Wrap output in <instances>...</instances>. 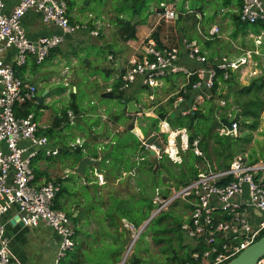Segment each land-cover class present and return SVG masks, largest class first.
I'll return each mask as SVG.
<instances>
[{
    "label": "built area",
    "instance_id": "1",
    "mask_svg": "<svg viewBox=\"0 0 264 264\" xmlns=\"http://www.w3.org/2000/svg\"><path fill=\"white\" fill-rule=\"evenodd\" d=\"M240 2L239 21L248 25L260 22L264 29L263 1ZM5 8V1L0 0V264H23L11 250L7 235L10 220L16 216L23 227L35 228L42 224L55 232L58 247L53 264H58L75 247L74 231L66 213L54 208L61 184L52 179L36 184L32 168L40 156L53 157L58 150L48 147V139L40 134L32 112L17 116L23 105L34 100L36 87L24 82L16 74V68L25 66L29 59L41 64L65 37L78 33L86 25L69 19L64 0H16L9 14ZM31 10L39 14L44 24L53 26L56 32L30 40L22 19ZM156 15L159 21L166 23L176 18L173 9L164 4H160ZM100 32L99 28H94L89 35L98 37ZM217 34L216 26L208 32L209 36ZM249 55L250 52L236 60L220 57L210 61L194 41L184 39L178 46L157 48L149 40L136 50L119 76L120 91L129 90L135 83L159 87L169 76L181 74L185 82L174 94L171 107L181 116L193 115L200 105L214 98L212 89L217 71H235L246 63L245 56ZM183 60L192 63L194 68L183 65ZM219 102L224 105L223 101ZM226 120L231 123V129L222 124L216 130L221 136L233 135L238 130L236 121ZM175 137H179L180 149L186 150V130H178ZM140 142L148 151L161 152L155 144ZM192 151L196 156L202 155L198 140L193 141ZM166 154L172 159L169 152ZM205 166L184 185L175 187L170 183L156 189L151 215L156 216L174 203L183 202L188 219L181 223L180 228L194 249H198L192 253V259L198 264H224L253 243L264 230V162L247 163L238 156L225 168ZM95 180L98 185L105 184L101 173L95 175ZM250 210L261 215L255 224L246 214ZM125 227L134 229L128 223ZM138 233L131 235L128 249ZM255 264H264V256Z\"/></svg>",
    "mask_w": 264,
    "mask_h": 264
},
{
    "label": "trees",
    "instance_id": "2",
    "mask_svg": "<svg viewBox=\"0 0 264 264\" xmlns=\"http://www.w3.org/2000/svg\"><path fill=\"white\" fill-rule=\"evenodd\" d=\"M66 1L68 7L72 8L73 1ZM240 8L241 2L237 12L232 13L235 27L242 26L241 31L251 28L255 33H258L259 29L263 28V24L258 22L248 25L240 22L238 16ZM139 12V10H134L130 20L118 19L122 41L135 38L137 24L132 25V15H139ZM213 16L205 17V22L212 20ZM101 37L103 35L99 36V38ZM224 75L227 77L224 78ZM238 76V73L230 69L227 71L218 70L212 89L214 98L200 105L193 115L181 116L178 113L174 118H170L169 109L166 106H160L155 109L156 117L141 119L143 124L140 128L145 136L149 132L158 133L161 121L168 122L174 130L185 129L187 131L188 150L181 154L180 163H172L163 151L159 157L151 156L137 137L131 133L132 125L130 124L122 131L117 132L106 145H103L100 153L95 146L88 147L84 152L81 148L70 151L65 146L59 149L55 157L64 154L70 160L71 170L83 156H88L96 160L99 172L113 180L118 179L120 184L125 183L132 190L136 189L133 194L121 195L119 191L111 188L105 194H97L99 189H96L95 185L91 189L95 195L89 197L86 185H80L74 193H68L70 197H74L75 201L73 210H70V208L64 209L63 205L58 202L59 197L63 193H67V189L62 185V180L57 179L61 188L54 200V208L65 212L69 220L72 221L74 241H76L73 250L67 253V260L64 264H120L130 239H128V229L120 228L114 215L126 221L134 229H138L150 217L154 209L152 200L155 190L170 184L164 182L165 180L161 177L163 173L167 174L166 181L173 180L172 184L178 187L194 179L199 171L197 165H206V160L210 159L211 155H215L217 160L222 155L226 156L224 165H217L218 167L225 168L230 164L234 154H223L224 150L231 149V146L243 137L219 135L216 128L222 125L221 119H226L230 114V120L238 123L240 133L245 129L254 131L258 128L261 113L264 111V70L251 78L248 85L239 84ZM119 85V80H116L113 85L114 92L116 89L118 91ZM117 96L121 97V93L118 92ZM216 97L220 99L216 100ZM230 97H232V101L229 102ZM220 100L224 102L223 106L219 105ZM172 101L173 99L171 103ZM32 108L31 103L23 105L18 110L17 116L31 113ZM119 117L124 120L128 119L124 110L122 116ZM160 135L166 143L168 134L160 133ZM249 138L243 140L249 142ZM194 140H198L201 156H196L192 151ZM45 159L50 160L51 158ZM244 161L253 163L257 160L248 162L244 159ZM165 165H174L177 170ZM155 167H160L162 170L155 171ZM160 179H162L161 183ZM105 187L107 185L103 188ZM88 198L91 202L93 201V204L90 202L89 208L86 205ZM175 204L171 206L173 207ZM76 211H78V215L74 217L73 214ZM175 215L171 211H165L151 218L135 243L132 253L123 264H198L192 259V253L198 249H194L192 242L186 239L180 228L181 221ZM82 220L84 222H81ZM91 221L99 228L93 233H89L85 229L86 226H91L89 225ZM263 235L264 230L258 238ZM147 237H149L150 243L145 240Z\"/></svg>",
    "mask_w": 264,
    "mask_h": 264
},
{
    "label": "crops",
    "instance_id": "3",
    "mask_svg": "<svg viewBox=\"0 0 264 264\" xmlns=\"http://www.w3.org/2000/svg\"><path fill=\"white\" fill-rule=\"evenodd\" d=\"M4 1L6 3L5 12L9 14L13 6L16 4V0H4ZM64 1L66 2L67 5V1L66 0ZM205 1L206 4L201 6H196L188 11H186L187 2H185L184 7L178 8L176 4L177 0H172L171 2L161 1L158 5H156L152 9L154 10V15L152 16L147 15L145 22H143L140 19V17H138L139 15H136L138 18L135 21L133 20L132 17V25L137 24L135 27L136 33L134 39L123 41L122 46H119L117 44H112L115 47L112 50H109L107 49V46L108 44H110V42L107 41L105 38L106 52L105 54L101 55L100 62L95 63L94 70L96 74H94L93 77H90V80L97 81V83H94V85L101 86V89L99 91L100 94L99 100L94 98L93 94H90L91 104L95 107L92 111L89 112L82 111L80 103L77 102V103H69L70 105H72L71 107H68V105L62 106L56 104L57 111L55 113H52L50 109L46 107L50 106V102L53 99L57 100L58 98H61V96L60 95L50 96L49 89L47 91H45V89L41 90L36 82L29 80L31 75L30 70L28 69L29 65L31 67L37 68L40 67L44 62L50 60H52L53 64L60 63V65H62L63 60L61 59V57L60 56L56 57L57 54H59L61 44L55 49H53L50 55L41 64L37 65L33 62V60L29 59L25 66L16 68L17 74L21 75L18 76L24 82L34 85L36 87L35 98L31 102V105L37 111L38 117L40 116V118L38 119V117L36 116L37 113L34 114L35 120L39 124L40 134H43L48 139V146L49 143L52 142L54 138H57L60 140L59 144H57V148H53V149H56L58 151L61 147L65 146L68 149H70V151H73L77 148H81L82 151L84 152L85 149H88V147L93 148L95 146L97 147V151L100 153L103 145H106L117 132L122 131L129 124L132 125V129L130 130L131 133H133L137 137L139 142L144 141L147 144H154L147 142L146 140L147 136H145L142 133L140 126L143 123L141 119L143 117H156L155 109H157L160 106H166L169 109L170 115L171 113H174V115L176 116L178 113L177 111H174L172 109L171 100L174 98V94L179 90L181 85L185 82L184 76L181 74L171 75L162 82L161 86L154 88L135 83L127 91H123V92L120 91V85L118 87V91L117 89L115 90V92L113 90L114 83L116 82V80H119V76L123 73L124 68L127 66L131 56L134 55L136 50H139L143 44H147L149 40L153 41L157 48L178 46L181 44L182 40L184 39L188 41H194L201 48V50L209 57L210 61H213V59L220 57H226L230 60H236L246 55V53L250 52L249 56H245L246 63L240 65V72H242L244 69H250L252 61L259 58L262 54L264 55V29L263 28L259 29L258 33H255L253 30H251V28H247L245 31H241L242 26H239L238 28L235 27V22L232 20V13L237 12L240 6V0H219L218 7H212V3L216 2V0H205ZM262 1L264 3V0ZM160 4H164L167 8H172L176 14V18L168 23L163 22L161 20L159 21L157 19L156 21L157 26H156L155 23H151V20L152 19L156 20L157 17L156 12L159 11ZM74 6H75L74 1L72 8H69L67 5V13L69 19L72 22H77V20H74L75 13L71 12L72 9H74ZM210 15H214L213 19L204 22L203 21L204 18ZM185 16L186 18L194 16L193 18H195V20L203 21V24H205L206 27H209L205 31L202 37L199 38L194 36L186 37L178 32L176 25L182 19H184ZM218 25H223L224 28H226V31L227 32L229 31L228 32L229 37L218 36V34L214 36L208 35L210 29L214 26L218 28ZM22 26L26 32L27 37L30 40H36L38 37L49 35L52 32H56V29L53 26L49 24L48 25L44 24L41 21L39 14L33 10L28 11L25 17L22 19ZM159 29H161V31H159ZM233 30L234 33H236L237 35L232 33ZM101 32L100 35H102ZM244 35L245 36L247 35L248 38H250V41L253 42V45L250 47V49L240 48V43L244 44L247 40V38L245 37L244 38L240 37ZM99 36L96 38L100 42V45H98L95 42L94 46H103L104 43L99 39ZM220 37L225 39L224 40V44H226L225 47L216 46V42L219 41L217 39ZM72 38L73 35L65 37L62 44L71 41ZM90 38L91 36L89 35L88 32L87 39L89 40ZM232 45L233 46L235 45L236 52L234 53L231 52L232 54H228L231 51ZM91 56L93 55L91 54ZM73 61H75V59H73ZM186 62L188 61L183 60L181 63L189 68H194L193 64L187 65ZM65 70L66 68H62L60 70L59 76L55 77L56 74H53V77L50 78V82L57 83L60 79L63 81H67L63 77V75L65 74ZM253 70L255 71L256 68H254ZM99 72H101L102 75H100ZM71 89H73V91L76 92L75 85L71 86ZM42 91L45 92L42 93ZM39 92L40 94H38ZM107 92H110L112 96L110 98L102 97V95ZM118 92L121 93V97L118 98L119 102L122 105L121 110L117 109L112 103L113 97L115 95L117 96ZM39 98L42 99L40 103L38 102ZM130 101H134L137 107H139L141 110H146V111L133 113V114L127 113L126 105ZM75 109L79 111V114L73 115L72 110ZM123 110L125 111V116L128 118L127 120H124L123 118L119 117L122 116ZM87 121H89V123H86ZM178 130H182V129L174 130L166 121H161L159 123L158 134L167 133L168 135H170V137L173 136L174 137L168 141V147H169L168 151L171 154L172 159L164 152V150H161L160 153L154 152L156 157H159L163 151V153H165L169 157L170 161H172L173 163L181 162V154L185 151H182L180 149L181 142L179 141V145H178V141H176L177 139L175 137V134ZM153 133L157 134V132H153ZM153 133L151 132L150 134ZM182 143L185 144V141L183 140ZM166 144L167 143H165V145ZM74 145L75 148L73 149L72 146ZM78 145H80L81 147H79ZM177 150L179 151L176 156L175 153L177 152ZM83 157H87L91 159L92 161L95 162V164L88 165L85 168V172L83 175L79 173H73L72 170V174H75L73 175L72 179H68L66 176L60 178L62 180V185L64 184L65 185L64 187H66L67 189L66 190L67 193L66 192L63 193V195L59 197L58 202L61 205H63V207L67 209L70 208V210H73L75 206V201H74V197L73 198L70 197L68 193H74L80 185H86L89 192L87 193V195L93 196L95 194H93V191L91 189L95 187V185H96V189H99V192H97V194H105L109 190V188L107 191L104 192H101V190L104 189L103 187L106 186L108 180L119 184L118 179L113 180L112 178L99 172L98 170L99 167L96 164L95 159H92L88 156H83ZM36 161L34 162V165H32L33 173L35 177L34 182L36 184H42L43 182L50 179L52 180L59 179L54 176L57 171L56 166L50 168V171L55 172V174L52 175L50 173L43 172L42 165H38ZM206 165H209L208 161H206ZM98 173H101L107 177V178L105 177V184L98 185L96 183L95 175ZM57 176H61V175L58 174ZM64 195L66 197H64ZM246 214H248V217L251 220V222H253V224H255L256 221L261 217L260 213L255 210H250V212ZM77 215H78V211L74 212L73 216L75 217ZM70 222L71 225H73L72 221ZM81 222H84V220H82ZM23 228H28V227H20L18 225L15 226L10 225V227H7V235L10 239V242L12 238H15L17 241L20 239L21 241V238L23 236L22 234L24 232L22 230ZM85 229L89 231V233H93L94 231H96V229L99 228L97 226H91V227L86 226ZM51 232H52L51 236L53 238L54 245L58 246V238L53 230ZM22 240L24 242L27 241L28 240L27 236L24 235ZM24 242H22L21 244L23 245ZM75 245H76V241H75ZM11 250L14 252V254L23 264H32L30 262L29 255L26 252L24 251L18 252L17 250H15V248H13V245L11 247Z\"/></svg>",
    "mask_w": 264,
    "mask_h": 264
},
{
    "label": "rangeland",
    "instance_id": "4",
    "mask_svg": "<svg viewBox=\"0 0 264 264\" xmlns=\"http://www.w3.org/2000/svg\"><path fill=\"white\" fill-rule=\"evenodd\" d=\"M72 1H74L75 4L74 9H72L71 11L75 13L74 20H77V22L81 23L82 25H86V28L74 34L71 41L61 44L59 54H57L56 57L58 56L61 57V59L63 60L62 65H60V63L53 64L52 60H50L44 62L40 67L37 68L31 67L30 65L28 66V69L30 70V74H31L29 79L30 81L36 82L41 90L45 89V91H47L49 89L50 96L52 95L61 96V98H58L57 100L53 99L50 102V106L46 107L50 109L52 113H55L57 111L56 104L62 106L68 105V107H71L72 105H70L69 103H77V102L80 103L82 111L84 112L92 111L95 107L91 104L90 94H93V97L99 100L100 98L99 91L101 89V86L94 85V83H97V81L90 80V77H93V75L96 74L94 70L95 63L96 62L99 63L101 60V55L105 54L106 52V47H105L106 40L110 42V44H108L107 46V49L109 50H112L115 47L112 44H117L119 46L123 45V41L120 36L119 20L120 19L123 21L130 20L132 12L134 10L137 11L139 10L140 12L138 17H140V19L143 22H145L147 15L148 16L154 15V10L152 9L156 5H158L161 1L171 2L172 0H72ZM185 2H187L186 11L193 9L196 6H201L206 4L205 0H177L176 4L178 8H182L184 7ZM218 4H219V0H216V2L212 3V7H218ZM193 17L186 18L185 16L184 19H182L179 23H177L176 28L180 34L186 37H191V36L197 38L202 37L205 31L209 27H206V25L203 24V21L205 22V20L198 21L195 20V18ZM157 19H158L157 17L156 20L152 19L151 23H155V25L157 26L156 23ZM94 28H99L100 31H102L101 34L103 35V37L99 39L104 43L103 46L91 45L90 39L89 40L87 39L88 32ZM161 29H159V31H161ZM228 32L226 31V28H224L223 25H218V36L229 37ZM232 33L236 34L234 33V30L232 31ZM240 37L247 38L244 44L240 43V48L250 49V47L253 45V42L250 41V38H248L247 35ZM217 40L219 41L216 42V46H220V47L226 46V44H224L225 39L220 37ZM231 52L232 53L236 52L235 45L234 46L232 45L231 51L228 54H232ZM91 54L93 56H91ZM73 59H75V61H73ZM186 64L191 65L192 63L186 62ZM62 68H66L63 77L67 81H63L60 79L57 83L50 82V78L53 77V74H56L55 77L59 76L60 70ZM254 68H256L255 71L253 70ZM263 70H264V55L262 54L259 58L252 61L250 69H244L242 72H240V67H238L235 70V72L238 73L239 75L238 76L239 84L248 85L250 83L251 78L259 75ZM99 74L102 75L101 72H99ZM73 85H75L76 87V92L73 91V89H71V86ZM44 92L42 91V93ZM38 94H40V92ZM219 99H220L219 97H216V100ZM230 101H232V97L229 98V102ZM112 103L117 109L121 110L122 105L119 102L118 97L116 95L113 97ZM218 103L220 106H223L220 104V102ZM72 111H73V115L79 114V111L76 109ZM32 113L33 114L37 113L34 107L32 108ZM36 116L38 117V113ZM39 118L40 116L38 117V119ZM227 118H230V114L227 115L226 119ZM86 123H89V121H87ZM217 129L218 128H216V130ZM242 131L243 132L240 133V130L238 129L236 133L233 134V137L239 138L240 136H242L243 138L235 142L231 146V149L224 150L223 154L226 155L228 153L234 154L233 157L241 156L244 159H246L248 162H252L254 160L264 162V111L261 113L260 124L256 130L249 131L245 129ZM150 133L151 132H149V135H147L146 137L147 142L156 144L160 148V150H164V152L166 153V151H168L169 149L168 140H170L174 136L170 137V135H168V138L166 140L167 144L165 145L164 144L165 142L163 141V138L160 134L158 133L156 134L153 132H152L153 134ZM245 138H249L250 141L249 142L244 141L243 139ZM176 139L179 145V141H180L179 137H176ZM59 141H60L59 139L54 138L52 142L49 143L48 147L51 149L57 148V144H59ZM217 146L220 147L218 144ZM187 150H188V146L184 151ZM206 161H208L209 165H224L223 163L226 162V156L222 155L221 158L217 160V157L215 155H211L210 159H207ZM36 162L38 165H42L43 172L50 173L52 175H54L55 172L50 171V168L56 166L57 171L54 176L57 178H62L66 176L68 179H72L73 177L72 170H70L71 167L70 160H68V158L65 157L64 154H60L58 157L53 156L50 160H47L43 156H40V158H38ZM165 166L177 170V168H175L174 165H165ZM205 167H206L205 165H197V168L199 170ZM157 169L162 170V168L160 167L158 168L155 167V171H157ZM58 174H60L61 176H57ZM161 177L165 180L164 181L165 183H173V180L166 181L167 178L166 173H163ZM161 181L162 179L159 180L160 183ZM106 185H107V187H105L106 189L105 188L102 189L101 192L107 191L108 188L119 191L121 195H125V193L133 194L136 191V189L132 190L129 187H127L125 183L118 184L116 182H112L108 180V183ZM63 186L65 185L63 184ZM162 188H164V186H162ZM88 196L91 197L90 195ZM64 197L66 196L64 195ZM90 202L91 200L89 198L88 200L86 199V205L88 208L90 206ZM91 203L93 204V201ZM185 208H186L185 204L181 201H178L173 207L169 206L166 211L169 212L171 211L175 213L176 214L175 216H177V218H179L182 223L183 221H187L188 219L187 211ZM64 209L67 208L64 207ZM144 224L145 222H143V224L138 229L135 230L128 229L129 231L128 239H130V241L125 247L123 258L128 249V245L131 242L132 239L131 235L133 233L137 234L138 232L139 235L137 236L136 240L134 241L133 245L128 251L126 258L124 259V262L132 253L135 243L137 242L141 232H143L145 228L141 231H137V230L141 229ZM89 225L95 226V223L91 221ZM22 230L24 232L22 234L23 236L21 238V241L20 239L17 241L15 238H12L10 242L11 247L13 245V248H15V250H17L18 252L19 251L26 252L29 255L30 262L32 264L55 263L58 246L54 245L53 238L51 236L52 230L50 228L44 227V225L39 226L38 228H31V229L23 228ZM24 235L27 236L28 238V240L25 242L22 240ZM141 238H143V236H141ZM145 240L150 243L149 237H147ZM22 242H24L23 245L21 244ZM66 260L67 257L62 258L58 264H64ZM147 264H152V263H147Z\"/></svg>",
    "mask_w": 264,
    "mask_h": 264
},
{
    "label": "water",
    "instance_id": "5",
    "mask_svg": "<svg viewBox=\"0 0 264 264\" xmlns=\"http://www.w3.org/2000/svg\"><path fill=\"white\" fill-rule=\"evenodd\" d=\"M137 16H133V20H137ZM95 42L100 45V42L96 37H91L90 38V44L94 45ZM112 94L110 92L104 93L102 97H108L110 98ZM41 98L38 99V102H41ZM126 110L127 113L133 114V113H138L146 110H141L139 107L136 106L134 101H130L126 105ZM174 113H171L170 118H174ZM221 123L226 126L228 129H231V123L227 121L225 118L221 119ZM151 156H155V153L153 151H149ZM95 162L92 161L91 159L87 157H83L79 160L77 163L76 167L73 168V173H79V174H84L85 168L88 165H94ZM116 223L118 224L119 227H124L125 226V221L118 218L115 216ZM154 216H150L146 221L145 224L142 226L141 230H143L148 222L153 218ZM11 225H18L20 227H23V224L21 221H19L18 216L14 217L12 220H10ZM139 230V231H141ZM127 255V251L124 255V258ZM262 256H264V235L255 240L253 243L245 247L239 254H237L235 257L231 258L228 262L224 264H255ZM124 258L122 259V264L124 263Z\"/></svg>",
    "mask_w": 264,
    "mask_h": 264
},
{
    "label": "bare ground",
    "instance_id": "6",
    "mask_svg": "<svg viewBox=\"0 0 264 264\" xmlns=\"http://www.w3.org/2000/svg\"><path fill=\"white\" fill-rule=\"evenodd\" d=\"M130 250V248L128 249V251ZM128 251H127V253H128Z\"/></svg>",
    "mask_w": 264,
    "mask_h": 264
}]
</instances>
